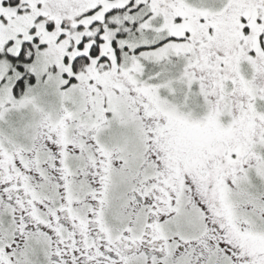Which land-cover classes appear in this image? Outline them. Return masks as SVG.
I'll list each match as a JSON object with an SVG mask.
<instances>
[{
	"label": "snow or ice",
	"instance_id": "obj_1",
	"mask_svg": "<svg viewBox=\"0 0 264 264\" xmlns=\"http://www.w3.org/2000/svg\"><path fill=\"white\" fill-rule=\"evenodd\" d=\"M0 264H264V0H0Z\"/></svg>",
	"mask_w": 264,
	"mask_h": 264
}]
</instances>
